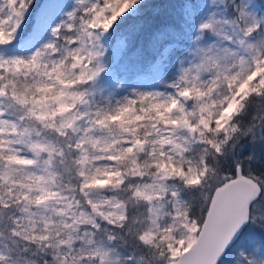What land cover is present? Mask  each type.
<instances>
[{"label": "snow or ice", "instance_id": "snow-or-ice-1", "mask_svg": "<svg viewBox=\"0 0 264 264\" xmlns=\"http://www.w3.org/2000/svg\"><path fill=\"white\" fill-rule=\"evenodd\" d=\"M0 264H264V0H0Z\"/></svg>", "mask_w": 264, "mask_h": 264}, {"label": "trees", "instance_id": "trees-1", "mask_svg": "<svg viewBox=\"0 0 264 264\" xmlns=\"http://www.w3.org/2000/svg\"><path fill=\"white\" fill-rule=\"evenodd\" d=\"M149 2H156V0H149Z\"/></svg>", "mask_w": 264, "mask_h": 264}]
</instances>
